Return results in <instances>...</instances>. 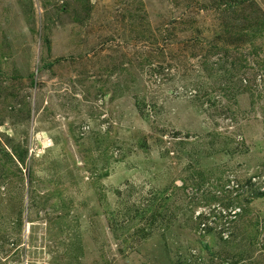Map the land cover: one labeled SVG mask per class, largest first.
Segmentation results:
<instances>
[{
	"label": "rangeland",
	"instance_id": "obj_1",
	"mask_svg": "<svg viewBox=\"0 0 264 264\" xmlns=\"http://www.w3.org/2000/svg\"><path fill=\"white\" fill-rule=\"evenodd\" d=\"M264 0H0V264H264Z\"/></svg>",
	"mask_w": 264,
	"mask_h": 264
},
{
	"label": "built area",
	"instance_id": "obj_2",
	"mask_svg": "<svg viewBox=\"0 0 264 264\" xmlns=\"http://www.w3.org/2000/svg\"><path fill=\"white\" fill-rule=\"evenodd\" d=\"M256 178H258V177H252L251 179H252V181H254L257 185H259V190H262L263 189V191H264V184H259V180H257L256 181Z\"/></svg>",
	"mask_w": 264,
	"mask_h": 264
}]
</instances>
